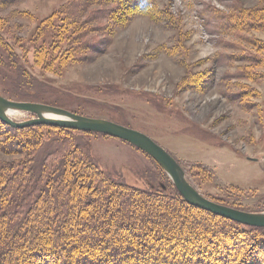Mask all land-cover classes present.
I'll return each instance as SVG.
<instances>
[{
	"label": "rangeland",
	"instance_id": "obj_1",
	"mask_svg": "<svg viewBox=\"0 0 264 264\" xmlns=\"http://www.w3.org/2000/svg\"><path fill=\"white\" fill-rule=\"evenodd\" d=\"M126 2L0 0V94L134 127L163 146L208 199L264 212V0ZM75 6L73 31L61 20ZM76 131L112 178L178 192L140 148ZM20 157L0 150V158ZM237 225V234L199 236L185 247L187 231L172 236L165 263L264 264V227L253 239L254 226ZM203 244L210 251L200 256Z\"/></svg>",
	"mask_w": 264,
	"mask_h": 264
},
{
	"label": "trees",
	"instance_id": "obj_2",
	"mask_svg": "<svg viewBox=\"0 0 264 264\" xmlns=\"http://www.w3.org/2000/svg\"><path fill=\"white\" fill-rule=\"evenodd\" d=\"M76 9L65 11L63 27L77 29ZM77 38L81 44L83 36ZM76 132L0 120V150L23 155L0 158V264H166L167 242L180 232L187 231L184 247L199 236L241 232L239 223L189 204L177 191L135 188L112 178ZM46 144L47 157L38 158ZM259 230L251 227L253 239L263 237ZM201 246L200 256L210 251ZM198 259L190 263L200 264Z\"/></svg>",
	"mask_w": 264,
	"mask_h": 264
},
{
	"label": "water",
	"instance_id": "obj_3",
	"mask_svg": "<svg viewBox=\"0 0 264 264\" xmlns=\"http://www.w3.org/2000/svg\"><path fill=\"white\" fill-rule=\"evenodd\" d=\"M6 110L25 111L33 114L25 120H14ZM0 120L13 127L44 124L73 130L97 132L126 141L154 158L170 175L175 188L189 204L244 225L264 227V212H250L228 206L201 194L186 178L182 166L166 149L146 133L115 121L88 117L51 104L13 100L0 94Z\"/></svg>",
	"mask_w": 264,
	"mask_h": 264
},
{
	"label": "bare ground",
	"instance_id": "obj_4",
	"mask_svg": "<svg viewBox=\"0 0 264 264\" xmlns=\"http://www.w3.org/2000/svg\"><path fill=\"white\" fill-rule=\"evenodd\" d=\"M9 116H11L14 113H17V110H6ZM126 142V141H125Z\"/></svg>",
	"mask_w": 264,
	"mask_h": 264
}]
</instances>
